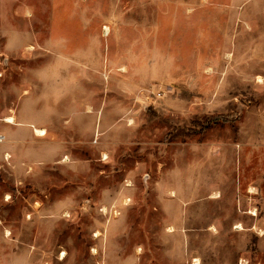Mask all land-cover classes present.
Wrapping results in <instances>:
<instances>
[{
  "label": "rangeland",
  "instance_id": "1",
  "mask_svg": "<svg viewBox=\"0 0 264 264\" xmlns=\"http://www.w3.org/2000/svg\"><path fill=\"white\" fill-rule=\"evenodd\" d=\"M0 135V264H264V0H0Z\"/></svg>",
  "mask_w": 264,
  "mask_h": 264
},
{
  "label": "crops",
  "instance_id": "2",
  "mask_svg": "<svg viewBox=\"0 0 264 264\" xmlns=\"http://www.w3.org/2000/svg\"><path fill=\"white\" fill-rule=\"evenodd\" d=\"M62 39V38H61ZM67 40H64V39H62L60 42H58L59 44H57V46H59V47H62V46H64L65 45V49H68V47H70L69 46V42L67 41ZM66 43V44H65ZM62 53H63V51H62ZM65 55H67L68 56V54L66 53ZM61 56H63V54H61ZM69 56H70V54H69ZM47 71H49V72H47ZM51 71V72H50ZM72 72V71H71ZM71 72H69V71H67V69H66V71H64V74H70ZM49 73V74H48ZM52 74V70L51 69H46V70H44L43 69V77L44 78H41L43 81L44 80H50V78H47L46 76H50ZM63 75V74H62ZM66 80H65V82L66 83H64V86H62V85H58V84H54V85H52L51 83H49V82H46L47 83V85L45 86V88L43 89L44 90V93L43 94H40V99L43 101H46V102H48L47 103V108L43 111V114L44 115H47V116H49L50 118H52V116L54 115L53 114V105L52 104H54L57 100H59V99H63V100H65L66 101V103L68 102V96H69V94H73L72 92H73V81H70V86H69V80H68V78H65ZM41 90V89H40ZM22 99H25V96L23 97V98H21L20 99V101H22ZM19 114H20V112H19ZM10 116H8L7 118H6V121H7V119L9 118ZM54 117V116H53ZM23 120L21 121L22 122V124L20 125V127L21 128H19L22 132H29L30 134H32L33 133V131L31 130V129H29V128H26L27 127V125L26 124H32V122H34V121H31V120H29V119H26V118H22ZM44 120H47V118L46 119H40L39 121L41 122V121H44ZM35 121H38V120H35ZM8 122V121H7ZM8 123H11V122H8ZM12 123H15V119H14V122H12ZM35 123V122H34ZM33 123V124H34ZM16 124V123H15ZM15 124H13V125H15ZM12 125V124H11ZM7 128V127H6ZM38 128H43L44 129V127H34V130L35 131H37V129ZM40 130V129H39ZM13 135V134H12ZM9 136V135H8ZM6 149H7V147H6V144L5 143H1L0 144V155H3L4 154V152H6L7 153V151H6Z\"/></svg>",
  "mask_w": 264,
  "mask_h": 264
},
{
  "label": "bare ground",
  "instance_id": "3",
  "mask_svg": "<svg viewBox=\"0 0 264 264\" xmlns=\"http://www.w3.org/2000/svg\"><path fill=\"white\" fill-rule=\"evenodd\" d=\"M7 121L8 122H13L14 121V118L13 117H9L8 119H7ZM37 133H39L40 135H43L44 134V132L42 131V130H37ZM2 137V136H1ZM236 228H240V229H242V226H237ZM65 256V253L63 254V257Z\"/></svg>",
  "mask_w": 264,
  "mask_h": 264
},
{
  "label": "built area",
  "instance_id": "4",
  "mask_svg": "<svg viewBox=\"0 0 264 264\" xmlns=\"http://www.w3.org/2000/svg\"><path fill=\"white\" fill-rule=\"evenodd\" d=\"M2 141V137H1V135H0V142Z\"/></svg>",
  "mask_w": 264,
  "mask_h": 264
}]
</instances>
